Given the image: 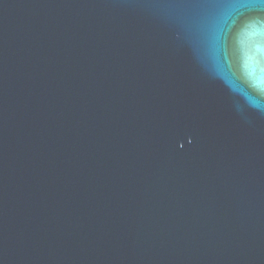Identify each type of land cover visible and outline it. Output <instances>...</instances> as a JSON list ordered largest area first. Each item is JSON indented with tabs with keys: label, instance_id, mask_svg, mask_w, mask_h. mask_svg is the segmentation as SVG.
<instances>
[{
	"label": "water",
	"instance_id": "water-1",
	"mask_svg": "<svg viewBox=\"0 0 264 264\" xmlns=\"http://www.w3.org/2000/svg\"><path fill=\"white\" fill-rule=\"evenodd\" d=\"M0 264H264V0H0Z\"/></svg>",
	"mask_w": 264,
	"mask_h": 264
}]
</instances>
